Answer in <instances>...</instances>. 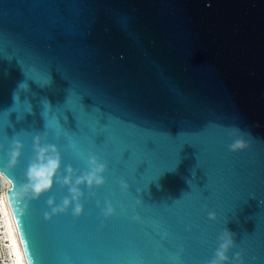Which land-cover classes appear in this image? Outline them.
Here are the masks:
<instances>
[{"label":"water","instance_id":"1","mask_svg":"<svg viewBox=\"0 0 264 264\" xmlns=\"http://www.w3.org/2000/svg\"><path fill=\"white\" fill-rule=\"evenodd\" d=\"M0 128L17 185L37 135L62 173L107 165L79 218L51 215L59 184L19 218L34 264H207L224 229L264 264V0H0Z\"/></svg>","mask_w":264,"mask_h":264},{"label":"clouds","instance_id":"2","mask_svg":"<svg viewBox=\"0 0 264 264\" xmlns=\"http://www.w3.org/2000/svg\"><path fill=\"white\" fill-rule=\"evenodd\" d=\"M232 135L239 136V130L234 128ZM249 145L243 138L233 139L228 145L229 151L236 153L245 150ZM24 145L19 140L13 139L11 147L7 152L8 171H14L19 166L23 155ZM33 158L28 163L25 172V182L17 185L7 172L0 171V206L13 219L23 217L33 201H38L43 196L52 192L54 187L59 184L62 188L67 189L68 196L64 197L60 204L57 205L54 198H49L47 201L48 208L51 210V215L64 214L71 210L74 217L79 218L84 207L81 201L84 199L82 188L86 187L90 196H94L93 189L101 188L105 185V173L107 165L102 162L95 154H88V170L82 174H78L71 166L63 170V156L60 150L54 145L47 143L44 138L37 135L33 141ZM195 172H193V176ZM120 188L122 192L127 194L130 185L121 180ZM106 208L103 210V216L109 218L115 215V209L110 201H106ZM137 203H142L141 199ZM264 203V202H261ZM97 202V207H99ZM51 215L46 212L45 219H50ZM136 221H140V217H134ZM208 219L215 222L217 215L214 212L208 214ZM234 233L224 229L217 238V248L214 251L212 258L207 264H244L243 254L236 252L234 256H230L232 250L236 247L234 241ZM21 250L23 246H20ZM183 249L172 258V264H179ZM0 264H5V261L0 260ZM7 264H34L26 257L22 256L18 261L12 249L9 247L7 253Z\"/></svg>","mask_w":264,"mask_h":264},{"label":"snow or ice","instance_id":"3","mask_svg":"<svg viewBox=\"0 0 264 264\" xmlns=\"http://www.w3.org/2000/svg\"><path fill=\"white\" fill-rule=\"evenodd\" d=\"M3 130V128H0V140H2L4 136ZM53 135L55 136L57 134ZM69 147L71 150L69 155L71 157H75L78 146L75 143L69 141ZM0 220H3V227L7 232L6 239L8 240V246L12 249V252L17 257V260L19 261L21 257L24 256L29 261L34 262V253L31 251V243L24 230L22 221L19 218L15 219L16 232L19 233V242H17L15 234L12 231V220L8 218L7 212L3 209L2 206H0ZM20 246H23L22 250Z\"/></svg>","mask_w":264,"mask_h":264},{"label":"bare ground","instance_id":"4","mask_svg":"<svg viewBox=\"0 0 264 264\" xmlns=\"http://www.w3.org/2000/svg\"><path fill=\"white\" fill-rule=\"evenodd\" d=\"M8 218L12 220V231L15 234L17 242H19L18 233L16 232V227L14 220L7 214ZM7 232L3 227V220H0V260L2 259L7 264V253L9 250L8 240L6 239Z\"/></svg>","mask_w":264,"mask_h":264},{"label":"flooded vegetation","instance_id":"5","mask_svg":"<svg viewBox=\"0 0 264 264\" xmlns=\"http://www.w3.org/2000/svg\"><path fill=\"white\" fill-rule=\"evenodd\" d=\"M2 260V259H1ZM6 264V263H5Z\"/></svg>","mask_w":264,"mask_h":264}]
</instances>
